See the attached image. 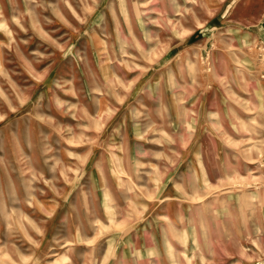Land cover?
I'll return each mask as SVG.
<instances>
[{"label":"rangeland","instance_id":"1","mask_svg":"<svg viewBox=\"0 0 264 264\" xmlns=\"http://www.w3.org/2000/svg\"><path fill=\"white\" fill-rule=\"evenodd\" d=\"M237 3L0 0V264H264V51Z\"/></svg>","mask_w":264,"mask_h":264},{"label":"crops","instance_id":"2","mask_svg":"<svg viewBox=\"0 0 264 264\" xmlns=\"http://www.w3.org/2000/svg\"><path fill=\"white\" fill-rule=\"evenodd\" d=\"M237 1H238L237 7L239 8V13L241 14L240 21H241L242 27L245 26V28L247 30L246 32L249 33L250 35H252V38L254 39L255 43L260 45L264 51V0H237ZM168 147H169V149H171V148L180 149L179 153L186 155V152L181 150L182 145H179L178 143L174 144V145L169 144ZM189 162H190V160L187 158L186 160L184 159L180 163L187 164ZM167 198H169V196L165 194L162 197V200L163 199L165 200ZM168 209H169V207H168ZM174 209H175V212L178 210L177 207H175ZM187 210H189V209H187ZM172 211L173 210H167V213H165V215L169 216L168 218H171L170 215H171ZM181 225H183L184 227H186L188 229L192 228L190 220L188 221V223L181 224ZM170 227H172V226H170ZM161 229H163V227ZM146 231H147V229H146ZM148 231H150V229H148ZM145 234L146 233H143V238H142L143 240L146 236H147L146 239H148V237H149L148 234L146 236H145ZM158 236L159 237H158L157 242L153 241V243H149V245H156L157 244L158 247H161V245L163 244V239H164L163 236L166 237V234H165V232L160 231V233H158ZM150 237L152 238V235H150ZM161 255H165V254L159 253V258L161 257ZM166 257H164V258L161 257V260H166V259L172 260V258H166Z\"/></svg>","mask_w":264,"mask_h":264}]
</instances>
